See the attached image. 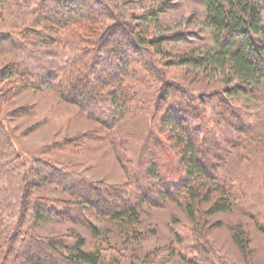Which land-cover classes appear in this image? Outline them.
I'll use <instances>...</instances> for the list:
<instances>
[{"label":"rangeland","instance_id":"rangeland-1","mask_svg":"<svg viewBox=\"0 0 264 264\" xmlns=\"http://www.w3.org/2000/svg\"><path fill=\"white\" fill-rule=\"evenodd\" d=\"M92 3L84 12L103 13L101 33L122 39V31L117 29L127 20L134 25L127 37L140 35L144 40L142 53L127 54L139 74L133 78L137 100L131 111L109 128L87 118L76 104L62 100L57 93L72 58L71 34L89 36L83 21L70 28L74 31H64L57 29L58 22L51 15L58 11L52 0H0V120L25 164L19 174L30 171L39 160L75 179L62 185L56 177L41 172L39 177L50 183L34 187L32 196L53 205L61 216L35 220L28 208L18 207L16 219L21 210L25 216L17 242L12 243L15 251L11 257L23 263L36 254L33 244L66 243L70 234H76L84 240V250L100 252L101 264H264V78L252 91L230 95L228 90L235 87L236 80L228 82L229 75L198 73L179 63L181 57L201 56L214 45L212 29L205 21V0ZM71 14L76 16L74 11ZM115 54L114 61L119 57ZM95 65L100 72L110 70L108 65ZM14 83H19L17 88H11ZM87 83L97 87L93 78ZM183 90L199 100L208 128H198L193 121L187 125L201 138L210 136L220 145L218 157L213 159L211 199L222 187L237 197L233 208L207 217L206 242L199 244L208 248L210 263L195 252L199 245L191 246L194 224L177 202L143 206L138 225L126 233L102 214L100 206H83L82 196L69 194L76 181L122 187L132 176L153 188L158 175L148 170L150 156L157 165L155 171L164 173L170 182L178 181L182 171L160 133V122L169 105L180 103ZM99 96L108 103L106 94ZM233 111L238 115H232ZM109 200L119 203L120 196L109 194ZM236 226L247 234V252L234 241L232 229ZM6 243L0 231V264L11 262V257H4ZM40 258L43 264H56L52 257Z\"/></svg>","mask_w":264,"mask_h":264},{"label":"trees","instance_id":"trees-1","mask_svg":"<svg viewBox=\"0 0 264 264\" xmlns=\"http://www.w3.org/2000/svg\"><path fill=\"white\" fill-rule=\"evenodd\" d=\"M52 1L58 9L57 11L52 8L54 11L51 13L58 22L57 29L72 30L70 28L83 21V25L87 27L85 31L89 33L87 37L71 34L72 40L69 44L72 47V58L64 70L57 93L62 100L76 104L87 118L108 128L114 126L131 111L137 100L133 78L139 77V74H136L131 64L135 61L129 60L128 56L134 51L142 53L144 40L140 35L127 37L134 28V25L127 20L123 22L121 30L117 29L122 31L120 35L122 39H114L109 34L101 33L100 27L104 25L103 13L84 12L92 7V0ZM100 4L106 11L105 4L102 2ZM205 4V21L212 29L214 45L210 51L201 56L181 57L179 63L189 66L198 73L209 71L229 75L228 82L236 80L235 87L228 90L230 95H242L252 91L256 88L257 81L264 78V0H205ZM50 7L48 9H51ZM68 8L74 11L76 16H73ZM60 9L64 11V15L59 11ZM26 21L24 18V23ZM152 45H155V40ZM113 53L119 56L115 61ZM97 63L108 65L110 70L98 71L95 65ZM80 69H83L82 73L79 72ZM108 76H111V79H108ZM92 78L97 81V87L89 86L87 83ZM18 84L14 83L11 88H17ZM102 92L107 95L108 103L105 98L99 96ZM182 94L180 103L169 105L160 122V133H164L162 135L165 136L169 150L182 171L178 181L170 182L164 173L155 171L157 165L152 163L153 159L150 156L151 164L148 170L158 175L157 182L153 185L154 189L142 185L138 177L132 176L122 187L93 186L89 183L85 184L84 181H76L77 184L72 183L73 186L70 188L72 191L69 194L82 196L84 199L80 204L83 206L93 207V204L100 206L102 214L118 223L126 233L133 232L138 225L139 210L143 206H158L166 201L177 202L184 206L194 224L191 228L193 237L191 246L199 245L195 248V252L197 251L199 255L203 254L202 261L208 260L210 263L208 248H203L202 243L199 244L200 241L206 242L207 217L230 210L237 197L235 193L222 187L219 195L214 200L211 199L212 176L215 170L213 159L218 157L220 145L210 136L208 138L204 136L206 139L201 138L197 131H193L194 129L187 125L189 121H193L198 128H205L206 120L200 110L199 100L184 90ZM232 113L238 115L234 111ZM240 117L239 115L236 118ZM214 134L211 136L216 135ZM17 154L0 120V231L7 242L5 258L13 255L15 248L12 243L17 242V231L23 229L25 212L21 210L16 219L18 207L28 208L30 217L35 220L46 221L52 220L53 215L61 216V212L53 205H47L41 199L32 196L34 187H42L50 183L46 182L48 178L39 177L41 172L56 177L62 185L64 181L73 180L69 174L39 160L31 168L32 171L30 169L24 174H19L20 168L25 164L22 160L20 162ZM58 182L56 184L60 185ZM109 194L120 196V202L112 203ZM207 203H209L208 207L204 208V204ZM88 227L94 230L93 226L88 225ZM232 230L235 243L243 252H247L249 239L243 227L236 226ZM43 244L32 245V248L37 247L36 254L32 258L22 263L13 256L8 264H43L40 255L44 260H47L48 256L52 257L56 264L62 262L101 264L100 252L84 250V240L76 234H70L66 243L49 241ZM54 255L58 256V259ZM190 261L198 263L194 259Z\"/></svg>","mask_w":264,"mask_h":264}]
</instances>
